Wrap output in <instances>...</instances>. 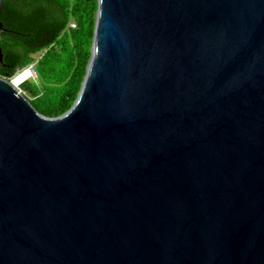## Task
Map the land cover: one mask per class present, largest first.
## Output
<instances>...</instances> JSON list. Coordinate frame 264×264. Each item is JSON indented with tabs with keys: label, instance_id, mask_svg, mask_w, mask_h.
Wrapping results in <instances>:
<instances>
[{
	"label": "water",
	"instance_id": "1",
	"mask_svg": "<svg viewBox=\"0 0 264 264\" xmlns=\"http://www.w3.org/2000/svg\"><path fill=\"white\" fill-rule=\"evenodd\" d=\"M0 264H264V0H97L55 117L0 73Z\"/></svg>",
	"mask_w": 264,
	"mask_h": 264
},
{
	"label": "trees",
	"instance_id": "2",
	"mask_svg": "<svg viewBox=\"0 0 264 264\" xmlns=\"http://www.w3.org/2000/svg\"><path fill=\"white\" fill-rule=\"evenodd\" d=\"M96 8L97 0H0V73L9 78L35 61L36 79L21 88L44 116L62 114L76 98L91 54Z\"/></svg>",
	"mask_w": 264,
	"mask_h": 264
},
{
	"label": "built area",
	"instance_id": "3",
	"mask_svg": "<svg viewBox=\"0 0 264 264\" xmlns=\"http://www.w3.org/2000/svg\"><path fill=\"white\" fill-rule=\"evenodd\" d=\"M71 28L75 27V22H69ZM35 61L28 63L27 65L18 69L11 77L8 79L15 84L20 90H22L21 85L24 81L32 79L35 80L37 75L34 69ZM7 78V77H6Z\"/></svg>",
	"mask_w": 264,
	"mask_h": 264
}]
</instances>
